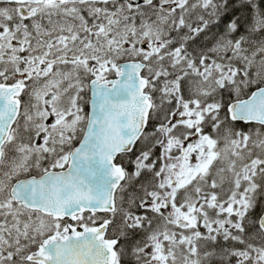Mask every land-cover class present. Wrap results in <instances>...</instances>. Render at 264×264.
Wrapping results in <instances>:
<instances>
[{"label": "snow or ice", "instance_id": "1", "mask_svg": "<svg viewBox=\"0 0 264 264\" xmlns=\"http://www.w3.org/2000/svg\"><path fill=\"white\" fill-rule=\"evenodd\" d=\"M0 264H264V0H0Z\"/></svg>", "mask_w": 264, "mask_h": 264}]
</instances>
